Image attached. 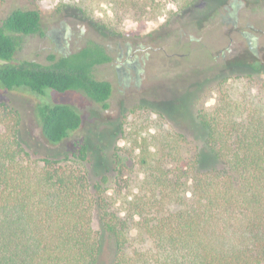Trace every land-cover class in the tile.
I'll use <instances>...</instances> for the list:
<instances>
[{"label":"trees","instance_id":"1","mask_svg":"<svg viewBox=\"0 0 264 264\" xmlns=\"http://www.w3.org/2000/svg\"><path fill=\"white\" fill-rule=\"evenodd\" d=\"M79 2L86 12L109 5L116 27L166 9L163 0ZM37 34L39 10L15 9L2 21L0 89L38 97L80 92L108 109L113 86L94 73L112 61L106 49L91 40L75 53L50 56L47 65L16 60L23 37ZM36 109L51 145L64 144L83 125L69 103L41 102ZM195 118L206 150L186 157L179 133L143 138L137 191L121 178L110 194L113 172L106 168L92 180L87 141L73 142L72 152L34 158L19 112L0 103V264H99L106 239L114 264H264V103L221 93L213 109ZM116 157L119 177L123 159Z\"/></svg>","mask_w":264,"mask_h":264},{"label":"rangeland","instance_id":"2","mask_svg":"<svg viewBox=\"0 0 264 264\" xmlns=\"http://www.w3.org/2000/svg\"><path fill=\"white\" fill-rule=\"evenodd\" d=\"M163 1L165 13L155 18L130 16L116 27L106 3L86 12L79 0H0V24L15 9L41 13L42 34L24 36L16 60L47 65L50 56L75 53L91 40L112 57L94 72L98 80L113 86L108 109L80 92L48 90L49 95L38 97L0 89V103L21 116L23 138L37 154L34 158L72 152L73 142L87 141L92 180L109 168L110 194L114 180L121 178L136 192L143 177L136 165L143 138L184 134V151L189 150L185 156L192 158L206 150L205 133L195 117L213 109L221 93L233 100L264 103V0ZM41 102L73 105L83 117L82 127L64 144H49L36 109ZM117 155L123 159L119 177ZM212 163L207 160L206 165ZM98 225L96 218L94 226ZM114 260V247L106 239L99 264Z\"/></svg>","mask_w":264,"mask_h":264}]
</instances>
